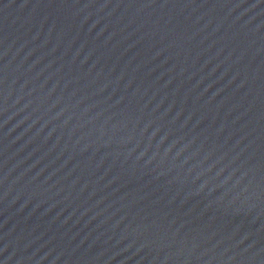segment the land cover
<instances>
[{"label":"water","instance_id":"1","mask_svg":"<svg viewBox=\"0 0 264 264\" xmlns=\"http://www.w3.org/2000/svg\"><path fill=\"white\" fill-rule=\"evenodd\" d=\"M0 264H264V0H0Z\"/></svg>","mask_w":264,"mask_h":264}]
</instances>
